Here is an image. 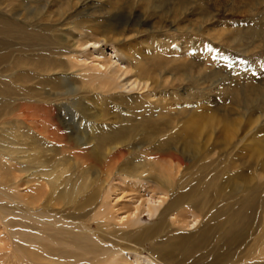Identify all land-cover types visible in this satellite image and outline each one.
Instances as JSON below:
<instances>
[{"label": "rangeland", "instance_id": "rangeland-1", "mask_svg": "<svg viewBox=\"0 0 264 264\" xmlns=\"http://www.w3.org/2000/svg\"><path fill=\"white\" fill-rule=\"evenodd\" d=\"M89 38L122 48L132 69L151 77L150 94L103 98L78 78L90 63L81 47ZM263 97L264 0H0V264H110L114 242L149 253L184 229L174 215H199L200 206L208 238L187 264H264ZM201 113L241 115L244 134L232 144L218 132L195 139ZM83 182L86 191L63 199ZM165 183L185 196L183 205L145 242L134 232L158 216L142 215L138 226L117 217ZM252 200L230 229L231 214ZM197 231L182 232L195 239Z\"/></svg>", "mask_w": 264, "mask_h": 264}, {"label": "bare ground", "instance_id": "bare-ground-1", "mask_svg": "<svg viewBox=\"0 0 264 264\" xmlns=\"http://www.w3.org/2000/svg\"><path fill=\"white\" fill-rule=\"evenodd\" d=\"M244 2V1H243ZM242 2V3H243ZM248 2V1H247ZM236 3V2H235ZM245 4V2L243 3ZM249 4V3H248ZM247 4V5H248ZM239 5V4H238ZM65 6V5H64ZM249 6V5H248ZM250 9V7H249ZM241 10H242V7H241ZM251 10V9H250ZM238 12V11H237ZM239 14V13H238ZM116 27V26H115ZM114 28V26H113ZM117 28V27H116ZM115 31V30H114ZM118 31H119V28H118ZM125 32V31H124ZM114 34V33H113ZM100 35V34H99ZM110 35V34H109ZM108 35V36H109ZM112 35V34H111ZM110 35V36H111ZM82 36V35H81ZM104 36V35H103ZM97 37V36H96ZM107 37V36H105ZM111 39V38H109ZM117 40V39H116ZM115 41V40H114ZM81 42V41H80ZM79 42V43H80ZM81 47L82 48H85L86 50V54L88 55V59L87 60H90V63H87L84 67L85 71L81 74L78 75V78L80 79H83V81L87 84H89L91 87L93 86L94 90H97L99 91V96H103V98L106 97V95L108 94H117L119 91L122 95V93L124 94V96H127L129 97L130 95H133V94H139V95H144V94H150V90L151 88L153 87V83L150 79L146 78L144 76L143 73H139L137 70H134L132 69V66H131V63L129 62L128 60V56L126 57L125 54L122 53V48L121 49H117L116 45H110L109 42L105 39L101 40L100 39H87L84 43H81ZM119 44V43H118ZM122 44V43H121ZM122 46V45H120ZM118 46V47H120ZM78 47V46H77ZM80 47V46H79ZM81 48V49H82ZM80 49V48H79ZM80 51V50H79ZM81 52V51H80ZM84 53V55H85ZM85 59V61H87ZM66 64V63H65ZM44 67V66H43ZM81 72V71H79ZM149 73V72H148ZM152 73V72H150ZM149 73V74H150ZM151 75V74H150ZM148 77V76H147ZM153 77V76H152ZM263 78V77H262ZM156 79V78H155ZM161 79V78H160ZM262 80V79H261ZM155 82V80H154ZM158 82H159V79H158ZM87 84H83V86H87V87H90L89 85ZM158 85V84H156ZM155 85V86H156ZM248 85V84H247ZM159 86V85H158ZM252 88V87H251ZM153 89V88H152ZM157 89V88H156ZM155 89V90H156ZM253 89V88H252ZM239 94V93H238ZM258 95V94H257ZM114 96V95H112ZM236 96V95H235ZM120 97V96H118ZM154 97V96H153ZM239 98L240 96H236V98ZM115 98V97H114ZM113 98V99H114ZM130 98V97H129ZM147 98V97H146ZM151 98V97H150ZM241 98V97H240ZM253 98V97H251ZM264 98V97H263ZM262 98V101H264ZM111 99V98H109ZM119 99V98H118ZM133 99V97L131 98ZM238 100V99H237ZM259 101V98H255L254 100L251 101L250 105H256V103H258ZM250 102V101H249ZM120 103V102H119ZM140 103V102H139ZM245 104V102H244ZM247 104V103H246ZM245 104V105H246ZM249 104V103H248ZM264 104V103H263ZM258 105V104H257ZM243 106V105H242ZM259 106H262L261 104ZM241 107V106H240ZM243 107H248L247 106H243ZM257 107V106H256ZM256 107L254 109H256ZM242 108V107H241ZM251 108V106H250ZM205 109V108H204ZM243 109V108H242ZM252 109V108H251ZM253 109L254 112H256L255 110ZM245 111V110H244ZM253 111L251 113H253ZM200 112V111H199ZM205 112H209V111H205ZM210 113H212L210 111ZM250 113V112H249ZM101 114V113H100ZM202 114V113H201ZM200 114V115H201ZM230 114V113H229ZM199 115V113H198ZM203 115V114H202ZM201 115V116H202ZM248 115V114H247ZM250 115V114H249ZM126 116V115H125ZM197 116V115H196ZM195 116V117H196ZM262 116V115H261ZM103 117V116H102ZM108 117V116H107ZM105 118V119H108V118ZM232 117V116H231ZM258 119H259V116H257ZM263 117V116H262ZM261 117V118H262ZM117 118V117H116ZM115 118V119H116ZM124 118V117H123ZM237 118V117H236ZM239 118V117H238ZM240 118L241 119H235V120H230L229 117L227 115H221L220 116H216V115H203L202 117H200L198 120V122H194L193 120V133L192 135L195 136V139H201L202 137H205V139L207 141H211L216 135H217V132L223 136L225 139H223L224 141L228 140L231 144L235 141V139H237V137L241 134L239 133L240 131H242V118L244 117H241L240 115ZM247 118V117H246ZM255 117H253L254 119ZM260 118V119H261ZM112 119V118H111ZM128 119V118H127ZM249 119V118H248ZM256 119V118H255ZM254 119V120H255ZM263 119V118H262ZM246 120V119H245ZM244 120V121H245ZM253 120H251L250 123H252ZM261 121V120H260ZM260 121L258 122V124L260 125ZM263 121V120H262ZM261 121V122H262ZM189 122V121H188ZM248 122V123H249ZM254 123L257 122V121H253ZM110 123V122H109ZM108 123V124H109ZM125 123V122H124ZM264 123V121L262 122V124ZM117 124V123H116ZM189 124V123H188ZM253 124V123H252ZM262 124H261V127H262ZM105 126H107L106 124H104ZM129 125V124H127ZM247 125V124H246ZM250 125L251 124H248L247 127L250 128ZM255 125V124H253ZM251 125L252 127H256ZM187 127V124L185 125ZM244 126V125H243ZM29 127V126H28ZM123 127V126H121ZM120 127V129H121ZM125 127V126H124ZM189 127H191L189 125ZM251 127V128H252ZM126 128V127H125ZM136 128V127H135ZM134 128V129H135ZM110 129V128H109ZM117 129V127H116ZM137 129V128H136ZM188 129V127H187ZM191 129V130H192ZM254 129V128H253ZM260 129V128H259ZM258 129V130H259ZM29 130V129H28ZM111 130V129H110ZM118 130V129H117ZM245 130H247L246 132H248V128H246ZM31 131V130H30ZM113 131V130H112ZM119 131V130H118ZM124 131V130H123ZM116 132V131H115ZM159 132V131H158ZM109 133V132H108ZM118 133V132H117ZM129 133V132H128ZM132 133V132H131ZM101 134V133H100ZM112 134V132H111ZM119 134V133H118ZM130 134V133H129ZM244 133H242L241 135H243ZM113 135H116L113 134ZM112 135V136H113ZM124 135V134H123ZM101 136V135H100ZM99 136V138H100ZM108 136L111 137V135L108 134ZM120 134L117 136H114V139H117V138H121L119 137ZM157 136V135H156ZM104 137V136H102ZM129 137V136H128ZM150 137V135H149ZM98 138V139H99ZM107 138V137H105ZM104 138V139H105ZM126 138V137H125ZM128 139V138H127ZM156 139V138H155ZM240 139V138H239ZM243 139V138H241ZM100 140V139H99ZM107 140V139H106ZM109 140V139H108ZM192 140V139H191ZM234 140V141H233ZM97 141V140H95ZM123 140H121L122 142ZM198 141V140H197ZM201 141V140H200ZM199 141V142H200ZM101 142H102V139H101ZM105 141H103L104 143ZM117 142V141H116ZM194 142V141H193ZM36 144V142H34ZM99 143V141H98ZM110 143V142H109ZM112 143V142H111ZM118 143V142H117ZM225 143V142H224ZM105 144V143H104ZM103 144V145H104ZM108 144V143H107ZM106 144V145H107ZM116 144V143H114ZM122 144V143H121ZM199 144V143H198ZM229 144V143H228ZM229 144V145H231ZM102 146V145H101ZM108 146V145H107ZM110 146V145H109ZM114 146V145H113ZM118 146V145H116ZM191 146V144L189 145ZM188 146V148H189ZM193 146V145H192ZM191 146V147H192ZM228 146V145H227ZM194 147V146H193ZM186 148V147H185ZM119 149V148H118ZM194 149V148H193ZM191 149V150H193ZM188 150V149H187ZM115 151H117V149H115ZM114 154V153H113ZM115 154H120L119 151L116 152ZM122 157V153H121V156ZM116 158V157H114ZM174 159V158H173ZM41 161V160H40ZM39 161V162H40ZM117 161V160H116ZM43 163V162H42ZM39 164V165H42ZM118 164V163H117ZM44 165V164H43ZM42 167V166H41ZM38 168V166H37ZM41 169V168H40ZM42 171V170H41ZM37 175V174H36ZM44 176H46V174L44 173L43 174ZM42 175V176H43ZM44 176H43V180H44ZM50 175L48 174V179H50L49 177ZM128 178V177H127ZM38 179V178H37ZM40 179V177H39ZM47 179V178H45ZM34 181V180H33ZM39 181H42L41 179ZM44 181H48V180H44ZM51 181H55V180H51ZM49 180L50 183L53 184V182H51ZM69 181V180H68ZM129 181V180H128ZM133 182V181H132ZM55 183V182H54ZM49 184V183H48ZM93 184V183H92ZM138 184V183H137ZM36 185V184H34ZM33 185V186H34ZM44 185V184H43ZM51 185V184H50ZM56 185V183H55ZM163 185V184H162ZM166 185V183H165ZM39 185L37 186H34V188H38ZM42 186V185H41ZM54 188H56L54 185H53ZM149 187V186H148ZM164 187V186H163ZM209 187V186H208ZM87 185L83 182V183H78L76 185H74L70 190L66 191L65 195L63 196V199L64 200H70V201H73L74 198H77V195L80 194L81 192H84L87 190ZM164 191H161L159 193L156 192V194H154V190L153 191V194H148L147 198L145 199H142V197H134L132 198V206H134V208H132L130 210V212H127L125 215H123L122 217H117V219H119L121 222H126V224H132V225H135V226H138L140 225V223L142 222V215H145L147 214L148 217L152 218L154 216H158V220H157V224L150 227V228H147V229H144L143 231L141 230V228L139 229V231H135L134 232V235L137 236V235H140V237L142 236L143 239H146L144 240L145 242H152L151 240L155 237V236H158L160 234H162L164 232V223L165 221L167 220V216H172L170 213L172 212V209H174L175 205L176 204H180L179 202H181L185 196H180L181 194H179V196H176L177 195V191L176 193H174L171 189V186L170 184L167 183V185L164 187ZM206 188V187H205ZM212 188V187H211ZM32 189V188H31ZM43 189H44V186H43ZM150 189V188H149ZM174 189V188H173ZM37 190V189H36ZM163 190V189H162ZM176 190V189H175ZM32 191V190H31ZM47 191V190H46ZM142 191V190H141ZM144 191V190H143ZM212 191V189H211ZM88 192V191H87ZM86 192V193H87ZM138 192V191H137ZM207 194L210 192L209 189H207L205 191ZM62 193V192H61ZM136 193V192H135ZM141 193V192H140ZM184 193V192H182ZM204 195V192H202ZM205 193V194H206ZM211 193V192H210ZM143 194V193H142ZM186 194V192L184 193ZM188 196L190 197V193L188 192ZM192 194V193H191ZM200 194V193H199ZM85 195V194H84ZM183 195V194H182ZM195 195H198V194H194L193 196ZM192 196V198H193ZM207 196V195H206ZM197 197V196H196ZM210 197V196H209ZM187 199V198H186ZM195 199V198H194ZM77 200V199H76ZM88 200V199H87ZM206 200V199H205ZM195 201V200H194ZM187 202V201H186ZM197 202V201H196ZM194 202V203H196ZM189 203H190V200H189ZM193 203V204H194ZM198 203V202H197ZM209 203V202H208ZM253 203V200L252 201H248L244 204V207L242 209H239V210H235L234 214H231L232 217H230L227 221V223L229 224V227L230 229L232 228V226H235V223H239L247 217V212H248V209H249V206H251ZM34 204V203H33ZM36 204V203H35ZM70 204V203H69ZM73 204V203H72ZM83 205V204H82ZM183 204H180L179 206H181ZM36 206V205H35ZM68 206V205H67ZM75 206V205H73ZM131 206V207H132ZM196 206V205H195ZM30 207V205L28 206ZM46 207V206H45ZM48 207V206H47ZM51 208V206H49ZM48 207V209H50ZM206 208V206H205ZM35 209V208H34ZM40 210V209H39ZM43 211V209H41ZM45 210V209H44ZM28 212V211H27ZM37 212V211H36ZM44 212V211H43ZM198 212H199V215H193V213L190 215L189 212L186 213V215H182L181 213V218L180 219H176V215H174V217L171 219V223L174 225V226H178L176 224H179L181 227H179V229H183L181 231H178V230H172L171 232H173L172 236L166 240V241H163V242H155L154 246L152 245V248L150 249V251H148L149 253H144V250L146 249H143L142 248V245H138L137 243H134V245L136 244V246H133L130 245L129 243H131L132 241H129V243H126V242H121V243H118V242H114L113 244L116 245L118 247V250L117 252L114 254L115 251H113L112 253V257H117V258H114L111 259V262L110 264H182L183 262H186L185 260H187V257H188V254L190 253H193V252H196L198 251L199 249L202 248V246L206 243L207 241V234L209 233V231H207L208 229L207 228H204V223L206 222V216L202 213H204V207H198ZM49 213H51L50 215H52V211ZM196 213H197V210H196ZM31 214V213H30ZM170 214V215H169ZM174 214V212L172 213ZM36 215H39V212L38 214ZM45 215V214H43ZM120 215V214H118ZM189 215V216H188ZM46 216V215H45ZM48 216V214H47ZM33 217V216H32ZM180 217V216H179ZM106 218V216H105ZM169 218V217H168ZM192 218V219H191ZM36 219V218H35ZM32 219H30L31 221ZM37 220V219H36ZM35 220V221H36ZM34 221V220H33ZM237 221V222H235ZM246 221V220H245ZM37 222V221H36ZM235 222V223H234ZM120 223V222H119ZM169 223H170V220H169ZM35 224V223H34ZM121 224V223H120ZM167 224V223H166ZM123 225V224H122ZM168 225V224H167ZM120 226V225H119ZM207 226V225H206ZM116 227V226H115ZM121 227V226H120ZM220 227V226H219ZM226 227V226H225ZM62 229V228H61ZM79 229V227H78ZM81 229V228H80ZM82 229H84V226L82 225ZM169 229V228H168ZM186 229L187 232H190L191 230L195 229V230H198L197 233L200 235L195 238V239H191V235L188 234V233H185V232H182ZM205 229H207L205 231ZM86 230V229H85ZM225 230V228L223 229V231ZM233 230V229H232ZM89 232V231H88ZM175 232V233H174ZM32 233V231H31ZM116 233V232H115ZM119 233V232H118ZM194 233V232H193ZM197 234V235H198ZM226 234V232H225ZM229 234V233H228ZM116 235V234H115ZM124 235V234H123ZM168 235V234H167ZM171 235V234H170ZM196 235V236H197ZM125 236V235H124ZM92 237V236H91ZM127 237H128V234H127ZM134 237V236H133ZM138 237V236H137ZM39 238V237H38ZM29 239H32V236L29 237ZM92 239V238H90ZM137 239V238H136ZM95 240V239H94ZM102 240V239H101ZM139 240V239H138ZM225 240V239H224ZM93 241V239H92ZM102 245H104V240H102ZM119 241V240H118ZM162 241V240H161ZM31 242V240H30ZM29 242V243H30ZM144 242V243H145ZM98 243V241H95L94 244ZM143 243V244H144ZM35 244V243H32L31 242V246ZM47 244V243H46ZM108 244V243H107ZM147 244V243H146ZM36 246H38L37 244H35ZM109 245V244H108ZM66 246V245H65ZM105 246V245H104ZM34 247V246H33ZM39 247V246H38ZM37 247V248H38ZM68 247V246H67ZM65 247V248H67ZM32 248V247H30ZM40 248V247H39ZM103 248H106V247H103ZM68 249V248H67ZM34 250V249H33ZM69 250V249H68ZM108 250V249H107ZM115 250V249H114ZM7 251V250H6ZM32 251V250H31ZM35 251V250H34ZM40 251V250H39ZM180 251V253H179ZM5 252V251H4ZM43 252V251H42ZM58 252V251H57ZM68 252V251H67ZM1 253V251H0ZM6 253V252H5ZM7 253H9V250L7 251ZM13 253V252H11ZM47 253V252H46ZM33 254V253H32ZM31 254V256H33ZM39 254V253H38ZM54 254V253H53ZM60 252L58 254V257H61L60 256ZM106 254V253H105ZM114 254V255H113ZM145 254V255H144ZM49 255V253H48ZM47 255V256H48ZM67 255V254H66ZM94 255V254H93ZM8 256V255H7ZM55 257H57L56 255H53ZM2 256H0L1 258ZM30 257V256H29ZM28 257V258H29ZM35 257V255H34ZM68 257V256H67ZM99 257V256H98ZM39 261L38 263L37 262H34V261H29L30 262H33V263H37V264H41L40 263V259L41 257H38ZM60 258V259H61ZM105 258H108V256L106 255ZM185 258V259H184ZM2 259V258H1ZM44 259V257H43ZM63 259V258H62ZM67 259V258H65ZM69 259V258H68ZM96 259V258H95ZM110 259V258H109ZM258 259V258H257ZM264 259V258H263ZM8 260V259H7ZM7 260H6V263H7ZM49 259H47V262H48ZM53 260V259H52ZM55 260V258H54ZM70 260V259H69ZM97 260V259H96ZM105 260L106 259H101V263H105ZM254 260V259H253ZM252 260V261H253ZM28 261V260H27ZM26 261V262H27ZM100 261V259H99ZM108 261V260H107ZM221 261V260H220ZM11 262V261H10ZM25 262V261H24ZM44 262H46V259H44ZM43 262V264H44ZM46 262V263H47ZM51 262V260H50ZM55 262H57L55 260ZM109 262V261H108ZM5 263V262H4ZM13 263V262H12ZM45 263V264H46ZM62 263L64 264H68V263H65L64 261H62ZM92 263V262H91ZM107 263V262H106ZM105 263V264H106ZM3 264V263H2ZM11 264V263H10ZM17 264V263H16ZM20 264V263H19ZM29 264V262H28ZM50 264V263H49ZM55 264V263H54ZM57 264H60V261L59 263ZM69 264H71L69 262ZM100 264V262H99ZM185 264V263H183ZM187 264V262H186ZM218 264V263H217Z\"/></svg>", "mask_w": 264, "mask_h": 264}]
</instances>
